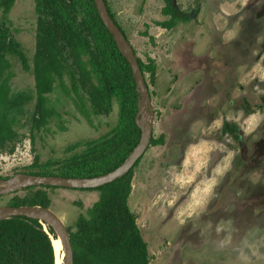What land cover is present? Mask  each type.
I'll return each instance as SVG.
<instances>
[{"label": "rangeland", "instance_id": "1", "mask_svg": "<svg viewBox=\"0 0 264 264\" xmlns=\"http://www.w3.org/2000/svg\"><path fill=\"white\" fill-rule=\"evenodd\" d=\"M108 1L116 20L125 29L128 41L138 51V56L145 59L144 61L152 58L158 68L154 82L148 79L155 112L153 124L156 136L160 131L166 133L167 143L149 149L140 165L135 168L132 180L133 193L129 199V206L137 217L140 233L148 243V252L151 256L149 264H242V261L247 259L243 252V246L248 242L247 238L255 237L257 234L264 237V216H262L264 207L256 211L254 208V215L261 217H255L251 221L236 216H233V221L229 219L228 222L220 219L221 222H217L216 231L210 220L215 221L214 219L218 218L210 216V220L204 223L203 228V217L197 220L186 219V217L191 215L194 219L203 215L199 212L205 208L207 199L205 190L213 181H216V186L212 205L209 207V210H213L208 213L209 215H215V209L220 204V200L231 192L230 184L242 182V185H247L250 182L246 175L241 176L240 172L230 170L229 162L232 156L226 157L222 147L211 137L221 136L219 126L222 115L243 124L245 112L240 108L242 103H248L251 108H254V114L243 124L247 132H251L256 125V120L264 115L254 107L264 98V55L263 58H259L263 37L249 47L248 52L254 51L253 55L248 59L241 58L242 53L247 51L248 44L241 42L243 39L238 37L240 35L238 21L233 20L231 23L233 27L229 30L226 26L232 21L229 17H238L236 13L232 14L238 9L237 1L224 2V7L231 15L228 18L224 16L221 22L223 24L220 25L224 42H230L222 43L223 49L228 50L225 54L226 67L223 70V101L218 106L210 105L216 102L214 98L210 100L208 106L197 105L196 102L204 101L207 91L203 95V90L198 89L197 92L190 93L192 80L189 82L183 80L180 85L175 86L174 92L169 91L171 78L168 71L174 65L168 64L172 56L168 49V42L172 41L171 38L177 32L174 34L170 30L162 34V38L157 37L160 41H157L156 47L150 39L161 29L153 24L152 19L160 17L158 12L163 0ZM174 2H177L184 12L192 10L191 0H175ZM206 8L208 26H201L206 18H203L201 11L196 22L189 19L180 22L177 30L185 27L188 31L194 32L196 28L197 36H200L201 32L209 35V28L214 19V16L209 13L216 7L213 1H207ZM36 17L34 0H15L7 18L11 35L23 46L31 63L35 52ZM147 30L149 35L144 33ZM198 50L196 49L198 53L203 51L201 42ZM184 51L187 52V50ZM185 54L179 51L178 57H185ZM10 60L13 72L9 82L10 93L31 90L33 98L32 102L26 103L24 113L18 115V120L13 124L12 129L6 128L11 137L3 136V145L0 147V178L1 176L12 177L22 172L18 170L33 163L36 156L42 160L60 158L76 141L99 137L116 123L117 105L110 115L95 116L92 121H89L79 112L73 95H68L62 87L58 86L55 92L49 95V103L54 108L53 117L45 127L35 128L32 131L30 111L35 104L34 74L26 71L17 57H11ZM200 63L203 65V60ZM179 66L185 65L181 63ZM147 75L149 77V73ZM175 98L181 100L183 104L178 110L172 106ZM199 117L205 119L214 117L217 121L210 124L199 120ZM212 125L216 128L214 132H210ZM202 130L205 133L203 135ZM169 132L177 134L188 132L185 140L187 150L184 154L173 153L175 147L170 142ZM193 135H198L195 136L198 138H194ZM191 141L196 143L192 142V144ZM254 178L258 179L257 174ZM48 194L51 197V209L62 217L72 230H75L74 224L78 216L86 212L99 197L98 191L94 189L63 187L50 189ZM8 198V196L0 198V205H8L6 204ZM184 202H188L186 207ZM206 218L207 214H205ZM260 264H264V261Z\"/></svg>", "mask_w": 264, "mask_h": 264}, {"label": "trees", "instance_id": "2", "mask_svg": "<svg viewBox=\"0 0 264 264\" xmlns=\"http://www.w3.org/2000/svg\"><path fill=\"white\" fill-rule=\"evenodd\" d=\"M105 1L111 18L118 24L108 0ZM14 3L15 0H0V147L3 136L10 135L6 128L12 129L18 115L24 113L26 103L33 98L31 90L12 94L9 91L13 76L10 59L17 57L35 78V104L30 111L32 131L45 127L53 117L49 95L58 86L73 95L79 112L89 121L95 116L110 115L118 106L117 121L106 133L76 141L60 158L42 160L36 156L33 163L18 171L94 177L114 170L140 140L141 129L135 121L139 100L131 66L100 19L95 1L34 0L37 17L32 63L23 46L11 35L7 23ZM164 13L187 20L173 0H166ZM161 24L168 26L173 22ZM138 61L149 87L148 79L155 80L156 63L152 58L143 61L138 57ZM130 173L96 188H82L97 190L99 197L78 216L75 230L68 226L73 264L150 263L148 243L128 204ZM54 188L57 187L30 186L0 198L8 196L6 204L12 206L50 207L48 190ZM46 227L49 232L40 220L26 216L0 220V264H55L50 235L54 238L56 235L52 227Z\"/></svg>", "mask_w": 264, "mask_h": 264}, {"label": "flooded vegetation", "instance_id": "3", "mask_svg": "<svg viewBox=\"0 0 264 264\" xmlns=\"http://www.w3.org/2000/svg\"><path fill=\"white\" fill-rule=\"evenodd\" d=\"M173 3L175 7L179 8L181 12L187 16V20L197 21V18L200 16V12L202 11L204 21L201 26H208V14H207V1H213L216 9L209 14L214 16L213 23L209 28V35H205L201 32L200 36H197L196 33L198 30L194 28V32L191 30L188 31L187 28H180V36L177 41H169V50L172 54L171 65H174L170 71H168V75L171 78V86L169 87V91L175 89V86L184 80L185 82H189L192 80V88L191 92H197L198 90L202 91V95L207 94L204 98V101L196 102L197 105L205 104L208 106L210 104V100L216 98V102L210 105L218 106L219 103L223 101V70H225V54H227L228 50H224L222 43H230L224 42V34L220 25L224 16L229 17L231 15L228 13V9L224 7V2L230 0H191L192 10L188 12H184L180 8V5H177V2ZM233 1V0H231ZM237 1V10L233 11L232 14H238V17L231 16L229 17L231 22L226 24L227 30H229L233 25L231 24L234 21H238L240 28V35H238L239 39H243L241 42L248 44V48L246 52H243L241 58L248 59L251 55H253L254 51H250L249 47L254 45L258 40L262 38L260 45L259 58H263L264 55V0H234ZM108 4L109 1H108ZM166 6V0H163V4L161 5L158 15L160 17H155L152 19V22L155 26L160 27L159 33H166L168 31H175V28L179 27L180 22H185L187 20H177L172 13H164V8ZM111 8V7H110ZM112 10V9H111ZM113 11V10H112ZM194 13L195 16L192 14ZM115 14V13H114ZM171 21L173 25L165 26L161 24L162 22ZM120 23V22H119ZM118 23V24H119ZM230 23V24H229ZM121 24V23H120ZM119 24V25H120ZM145 26V25H144ZM122 31L125 33V29L122 25H120ZM149 27V25H147ZM198 29V28H197ZM165 30V31H164ZM177 30V29H176ZM144 31V30H143ZM219 31V34H218ZM146 35H149V31L144 32ZM158 33V34H159ZM158 34L151 36L152 44L155 47L158 45ZM196 39L201 40V45L203 51L200 53H195V49L197 47ZM184 50H187L184 51ZM183 51L185 57H178V52ZM135 53L138 56V51L135 49ZM244 54V55H243ZM150 55V54H148ZM140 58V57H139ZM180 58V59H179ZM141 59V58H140ZM143 60V59H141ZM145 60V59H144ZM143 60V61H144ZM203 60V65H201V61ZM184 64L185 66H179V64ZM234 64H232V67ZM158 68L156 69V75ZM155 75V76H156ZM198 89V90H197ZM151 93V92H150ZM152 96V94H151ZM231 104L232 100L230 101ZM183 105L181 100H177L176 98L173 100L172 106L174 109L178 110L179 107ZM185 105V104H184ZM257 111L262 112L264 114V98L255 105ZM245 113L243 117V124L246 123L247 119L254 114V108L248 103H242L240 107ZM226 117V118H225ZM199 120H203L206 123H214L216 118L210 117L205 119L204 117H199ZM220 120H222L219 126L220 134L219 137H211L217 144L222 147V151L225 152V156H232L231 161L229 162V168L232 172H240L241 176H247L250 182L247 185H242V182L238 184H230L232 188L231 192H228L221 200L218 207L215 209V215H209L213 209L209 210V207L212 205V200L207 204V207L204 208L200 214L202 216H198L193 219V216L188 215L186 219L197 220L203 217V228L204 223H207L211 217L218 218L214 219L215 221H211L213 229L216 231L217 222H221L220 219L228 222V220H234L233 216L242 217L245 219H250L248 221L254 220L255 217H261L254 215L256 209L260 210V207H264V115L261 118L256 120V125L251 132H247L246 128L240 121L236 119H229L228 116L222 115ZM202 122V121H199ZM219 123V122H216ZM154 125V124H153ZM190 126L192 123L190 122ZM154 128V126H153ZM214 126H210V132H214ZM218 129V126H217ZM169 132V139L172 142L175 148L173 153L183 154L187 150L186 137L188 132ZM183 133V135H180ZM205 134L202 130V135ZM153 129V135L151 138V142L147 147L145 153L139 158V160L133 165V167L129 170V181H130V193L128 197V204L130 196L132 195V187L134 179V170L140 165L142 158L147 154L148 150L153 146L165 145L167 143V135L165 132L160 131L157 133ZM198 135H193L194 138ZM141 137V136H140ZM203 137V136H200ZM195 142V141H191ZM196 143V142H195ZM198 143V142H197ZM189 144V143H188ZM193 144V143H192ZM188 146V145H187ZM219 147V146H218ZM220 149V147H219ZM231 152V153H226ZM128 157V156H127ZM224 157V156H223ZM185 158V157H184ZM126 160V159H125ZM184 161V159H183ZM128 172V173H129ZM127 173V174H128ZM257 174L258 179H255L254 176ZM143 191V188H142ZM188 202H184V207L187 206ZM130 205V204H129ZM255 208V211H254ZM188 214H191L188 212ZM205 214H207V218L205 219ZM211 216V217H210ZM264 216V215H262ZM253 218V219H251ZM264 218V217H263ZM139 226V225H138ZM140 227V226H139ZM222 233V232H220Z\"/></svg>", "mask_w": 264, "mask_h": 264}, {"label": "water", "instance_id": "4", "mask_svg": "<svg viewBox=\"0 0 264 264\" xmlns=\"http://www.w3.org/2000/svg\"><path fill=\"white\" fill-rule=\"evenodd\" d=\"M100 19H102L106 28L112 34L116 45L123 56L129 62L134 79L136 81V90L138 92V112L135 118L136 124L141 129V137L128 155L126 160L114 170L94 177H64L58 175H38L25 172H18L9 178H0V196L7 195L15 191L22 190L30 186L46 185L63 188H96L110 183L123 175L127 174L139 158L145 153L151 142L153 135V109L152 96L142 71L135 49L128 41L125 33L120 26L111 18L105 0H94ZM193 16L194 13L192 14ZM26 216L40 220L47 232V225L52 227L56 238H61L63 242V264H73L74 250L71 240L70 231L66 222L51 207L43 205H0V220ZM53 244V236H51ZM54 247V245H53ZM55 252V249H54ZM56 264V254H55Z\"/></svg>", "mask_w": 264, "mask_h": 264}, {"label": "clouds", "instance_id": "5", "mask_svg": "<svg viewBox=\"0 0 264 264\" xmlns=\"http://www.w3.org/2000/svg\"><path fill=\"white\" fill-rule=\"evenodd\" d=\"M215 186H216V181H213L212 184H210L208 188L205 190L207 193L205 208L213 198ZM218 231H223V230L218 229ZM247 239H248L247 244L243 246V252L244 255L247 257V259L243 260L242 264H260L261 261H264V237H261L259 234H257V236L250 237Z\"/></svg>", "mask_w": 264, "mask_h": 264}, {"label": "bare ground", "instance_id": "6", "mask_svg": "<svg viewBox=\"0 0 264 264\" xmlns=\"http://www.w3.org/2000/svg\"><path fill=\"white\" fill-rule=\"evenodd\" d=\"M53 245L56 254V264H63V242L61 238H53Z\"/></svg>", "mask_w": 264, "mask_h": 264}, {"label": "crops", "instance_id": "7", "mask_svg": "<svg viewBox=\"0 0 264 264\" xmlns=\"http://www.w3.org/2000/svg\"><path fill=\"white\" fill-rule=\"evenodd\" d=\"M176 29H178V27L177 28H175V31H173L174 32V34L177 32V34H175V36H173L171 39L173 40V41H177L178 39H179V36H180V30H176ZM162 34L163 33H159L158 34V37H160V38H162ZM158 41H160V39L158 38ZM201 42V40L200 39H197V47H196V49L198 50V48H199V43ZM196 49H195V53H198V52H196ZM198 51H200V50H198Z\"/></svg>", "mask_w": 264, "mask_h": 264}]
</instances>
